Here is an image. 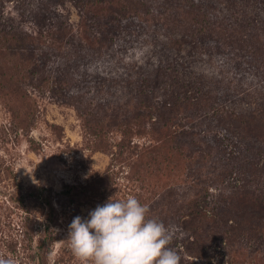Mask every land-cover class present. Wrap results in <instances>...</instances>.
<instances>
[{
	"label": "rangeland",
	"instance_id": "1",
	"mask_svg": "<svg viewBox=\"0 0 264 264\" xmlns=\"http://www.w3.org/2000/svg\"><path fill=\"white\" fill-rule=\"evenodd\" d=\"M126 2L0 0V257L15 264H82L67 240L73 218H87L111 197L134 196L172 232L169 246L181 264H264L252 242L237 241L232 259L226 257L223 245L213 246L207 223L193 215L198 191H209L208 209L218 199L217 182L205 177L218 155L215 142L225 132L211 119L216 98L228 89L242 94L255 112L243 123L241 137L264 138V78L252 71L239 87L235 65L259 60L264 70V52L252 60L214 35L210 41L218 45L210 43L207 57L201 56L203 85L183 95L164 123L156 112L161 91H149L132 75L137 51H119L123 44L134 46L141 22L126 12ZM48 4L65 19L66 29L37 25ZM173 20L157 15L151 29L158 26L157 34H164ZM242 53L244 59H234ZM163 68L159 88L166 91L180 72ZM227 102L233 112L243 105ZM232 124L231 133H239ZM198 163L204 166L202 188L193 181ZM232 166L237 169V161ZM225 197L253 212L264 187L247 196L227 188Z\"/></svg>",
	"mask_w": 264,
	"mask_h": 264
},
{
	"label": "trees",
	"instance_id": "2",
	"mask_svg": "<svg viewBox=\"0 0 264 264\" xmlns=\"http://www.w3.org/2000/svg\"><path fill=\"white\" fill-rule=\"evenodd\" d=\"M125 6H129L126 12L131 16H140L141 22L133 36L134 46L126 43L121 45L119 51L120 53H124L127 49V51L131 49L134 52L137 51L136 57L138 56L139 63L133 67L136 69L132 71V75L142 85L148 86L149 91L151 89H157V93L161 91V95L158 96L160 101L157 103L156 112L157 120H163L164 123H166V114L173 111L182 96L194 91L195 87H199L202 83V80L204 82V74L200 75L199 70L200 63L206 62V60L201 56L207 57L205 49L211 45L210 43L218 45V43L210 41L211 38H215L214 35L224 37L223 41H226L225 45L229 48L239 46L244 54L247 53L251 56L249 58L252 60H256L260 56L259 53L264 52V0H127ZM41 11L44 12V15L38 18V21L41 22L37 25L48 22L49 29L58 31L66 29L68 26L65 19L58 16L57 11L51 9L49 4ZM157 15L166 21L174 19L172 26H166L164 34H157L156 31L161 29L158 26L151 29L153 18ZM214 44L212 46H215ZM243 53L240 56L236 55L238 58L234 59L237 61L242 57L244 59ZM130 58H134L133 52ZM234 59L232 61H235ZM261 62L257 60L253 65L245 60L235 63L236 70L240 71V80L237 82L239 87L249 81L247 76L252 71L255 72V77L264 78ZM145 63L149 65L147 70L143 68ZM165 66H170L169 69L172 68L174 72L177 70L180 72H175L176 75L177 73L179 75H177L174 85L168 84L169 89L166 91L159 88V76L163 74L164 70L162 69ZM172 80L174 82V79ZM223 95L226 98L222 99ZM151 96H153L152 93L145 95L146 103H149V99L152 101ZM241 96L242 94H240ZM240 97L237 96V92L228 89L215 100L217 106L212 111L211 119H215L218 127L225 132L219 142H215V145L219 147L218 155L213 158L212 166L208 169L205 177L213 184L217 182L218 194L216 196L218 199L215 204H209L210 209H208L206 194H209V191H204V189L202 192L198 191L195 194L193 210V215L196 218L207 223L205 231L211 238L213 246L215 243L223 245L225 256L231 259L237 241L242 244L252 242L257 251H261L264 256V199L259 201L262 203L259 209H254L252 212L251 210L247 211L246 208L234 207L230 201H227L228 197H225L227 188L230 189L232 195L247 196L256 193L259 187H264V138L254 137L245 141L241 137L245 126L243 123L250 117L251 111H255L246 104L244 98ZM227 101L230 102V105L232 102L243 103V105L238 107L235 112L228 111L226 110ZM232 121H235L236 125L231 127L235 131L236 129L239 131L237 134L231 133L232 129L229 128L230 122L233 125ZM179 139L183 140L182 137ZM175 140L178 143V139ZM236 161L238 167L234 169L232 164H235ZM198 166L200 167L202 164L198 163ZM203 169L204 166L194 170L195 188H199L203 184ZM227 177L228 180H225ZM229 179L232 180V183L229 182ZM236 210H239V215H236ZM245 217L251 219L253 225L248 227ZM244 226L252 231L246 232ZM249 233H254V235L249 236ZM198 250H201V247ZM197 258L200 257L197 256Z\"/></svg>",
	"mask_w": 264,
	"mask_h": 264
},
{
	"label": "clouds",
	"instance_id": "3",
	"mask_svg": "<svg viewBox=\"0 0 264 264\" xmlns=\"http://www.w3.org/2000/svg\"><path fill=\"white\" fill-rule=\"evenodd\" d=\"M149 208L134 197L112 199L76 216L68 226L67 240L82 264H181L171 248L173 234ZM0 264H15L0 257Z\"/></svg>",
	"mask_w": 264,
	"mask_h": 264
}]
</instances>
